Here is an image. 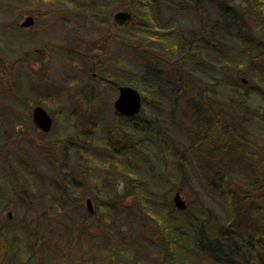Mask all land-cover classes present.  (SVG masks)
I'll use <instances>...</instances> for the list:
<instances>
[{
  "label": "rangeland",
  "instance_id": "obj_1",
  "mask_svg": "<svg viewBox=\"0 0 264 264\" xmlns=\"http://www.w3.org/2000/svg\"><path fill=\"white\" fill-rule=\"evenodd\" d=\"M72 1L0 0V238L16 247L9 254L0 248V264H164L162 229L179 237L173 247L186 264H226L197 248L199 226L235 237L228 241L242 252L264 224L253 213L264 210V193L252 197L247 188L255 173L243 174L242 153L234 161L215 143L195 149V109L187 100L202 90L207 112L238 118L243 111L229 97L243 83L249 101L264 107V11L251 7L244 15L255 33L252 49L240 35H224L214 48L221 36L216 0ZM122 9L133 12V22H115ZM30 15L34 22L23 26ZM185 47L197 51L184 58L193 60L186 66L198 84L187 86L176 107L147 74L155 59L144 51L168 67ZM223 56L231 64L221 72ZM118 82L142 93L135 126L114 108ZM36 105L52 116L49 130L33 121ZM245 127L264 163V116ZM221 156L234 167L222 189L208 172ZM177 191L183 210L173 201ZM236 252V262L246 264Z\"/></svg>",
  "mask_w": 264,
  "mask_h": 264
},
{
  "label": "trees",
  "instance_id": "obj_2",
  "mask_svg": "<svg viewBox=\"0 0 264 264\" xmlns=\"http://www.w3.org/2000/svg\"><path fill=\"white\" fill-rule=\"evenodd\" d=\"M200 1L201 0H196L195 4L199 6ZM216 1L218 5L217 9L220 13L221 24L219 25L218 23H216L217 28L215 29L216 34H219L221 36L218 37L216 35L217 42L215 43V45L213 44L214 48H218L223 43L221 39H223L224 35H229L231 39H235L236 35H240L241 37L245 38L241 39L245 42V45H247L248 48L252 49L254 46L253 43L256 44L254 42L255 33H253L249 25L246 24L247 22L244 20V15L246 13H249L251 7L260 8L261 11H264V0H248V9H243L240 4L232 0ZM70 2L72 4H75L72 0H70ZM134 19L135 15L133 20ZM133 20L130 22H133ZM232 27L234 28V33H231ZM208 38L210 42L212 40V35H210V37ZM144 47V50H150L148 48L149 45L145 44ZM194 49V47H187L186 53L182 54L183 56H181L180 54L177 56L178 63H176L177 61H175L174 63H168V67H165V65L162 64L163 61L160 60V58L163 59V57L160 56L158 53H156L155 55L152 53L153 55H151L149 51H144L148 59H155V63L153 65L151 64L150 66H148L147 74H151L152 79L158 84H160L163 89L164 87H166L167 92L169 93L170 97L173 98L172 101L174 103V106L176 107V103L178 102L176 98H179L182 94L187 91V86L190 87L191 84L196 86L198 84L196 77L186 66L187 62L193 60H187L186 58H184L188 57L191 52H193L194 55L197 54V51ZM229 64L231 63L228 58L226 56H223V58L217 64V68H220V71L222 72L221 68H223V70H226L228 68L227 65ZM163 81L165 82V84ZM120 83L121 82H118L114 85H119ZM126 83L127 82H123V84ZM240 84H242L243 90L237 89L235 87L237 91L233 92L232 96L229 97L237 103L236 110L243 111V114L238 117L240 118V120H238L236 115H233L231 117H222L218 115L213 108L212 114L209 113L210 110L203 100L205 99L206 95L203 94L202 90L198 94H193V97L196 99L187 100L188 105H192L193 109H195V112L191 114V116H193L194 122H192L193 125L190 128L191 132L189 133V137L192 138V142H194L195 149H198L199 151H203L205 149V146L209 147L210 144L215 143V146L220 148L223 153H231L230 156L233 158L232 160L234 161L235 155L238 152L242 153L244 159L243 174H248L246 173V169L248 168H250L255 173L254 178L250 179L248 182L245 181L247 183V188L249 187V190L251 191V195L253 197L258 196V192H260L261 190L262 193H264V172H259V170L261 171V169L264 167V163L263 159L260 161L258 158H256L259 155L258 153H256L255 155L254 153H252L255 150V146L257 143L253 141L251 137L247 134V130H245V124L246 122L250 123L254 120L261 119V116H264V107L257 104L253 105L249 101V94L251 92L249 86L244 85L243 83ZM214 90L212 89V93H214L212 94V96H215ZM192 92H194L193 87L189 93ZM135 117H137L136 114L132 116L119 114V118L122 121L126 120L130 122L131 126H135V123L132 122ZM242 123H244V125ZM194 146L190 145L192 150ZM230 161L228 162L227 160H224V157L221 156L217 160H214L216 164L212 165V162H210V166H208V172L211 173L209 175L211 185L218 184L220 182L221 185L219 183V187L220 189H222L224 188V186L229 184V182L231 181V176H229V174L231 173V168H234L233 163H230ZM188 165L189 164H187V166ZM187 166L183 165L180 167V169L184 170V168L186 169ZM212 168L214 169V172H212ZM135 193L137 196H140L139 199L141 203L146 205V202L144 201L143 196L141 195V189L136 187ZM261 208L263 207H260V209ZM253 213H255L254 216H257L258 220L262 221V223L264 222V210L257 211V209H255ZM258 222L259 221H255L252 224H256ZM259 228V231H255L254 235L251 234L250 237L246 240V242H244V250H242V252L239 250L236 252L234 250L235 248H233V244L230 242L235 237H232L231 239V237H228V235H226L221 238L219 234L209 232V230L205 229L204 226H199L196 232V246L200 250V252L207 254L209 257H211L214 261L217 262H222L226 264H238L233 256L236 252L238 256H242L243 263L263 264L262 261H264V224ZM111 233L115 238H118V235H120V232L117 233L116 231H114V233L111 231ZM160 233L163 239L164 249H167V252L164 253V264H186V262L182 261V259L180 258L181 254L177 251V249H175V247H173V245L175 244L177 246L179 245V237L177 235H170L167 229H162ZM225 233L227 232L224 231V234ZM228 239L231 240L228 241ZM170 243L172 244V247ZM0 248H2V250L6 254H9L10 252L12 253L11 248L14 252V249L16 247L13 243H9V241H7L6 237L3 235V237L0 238ZM1 255L3 254H0V256ZM127 255L128 258H126V260L132 261V255Z\"/></svg>",
  "mask_w": 264,
  "mask_h": 264
},
{
  "label": "water",
  "instance_id": "obj_3",
  "mask_svg": "<svg viewBox=\"0 0 264 264\" xmlns=\"http://www.w3.org/2000/svg\"><path fill=\"white\" fill-rule=\"evenodd\" d=\"M134 18L132 11L122 9L114 14V20L118 24H124ZM33 22V17L28 16L22 23L23 26H28ZM142 106V94L140 90L129 84H121L118 86V95L114 101V108L120 115L132 116L139 112ZM33 121L44 131L52 127V116L42 105H37L33 111ZM173 201L179 209L183 210L187 207L186 201L182 198L179 191L173 197ZM87 205L90 212H93L92 201L87 199Z\"/></svg>",
  "mask_w": 264,
  "mask_h": 264
},
{
  "label": "flooded vegetation",
  "instance_id": "obj_4",
  "mask_svg": "<svg viewBox=\"0 0 264 264\" xmlns=\"http://www.w3.org/2000/svg\"><path fill=\"white\" fill-rule=\"evenodd\" d=\"M30 16H32V15H30ZM32 17H33V22H34V16H32ZM33 22H32V23H33ZM32 23H31V24H32ZM36 106H37V105H36ZM34 108H35V107H34ZM33 111H34V109H33ZM32 113H33V112H32ZM32 117H33V114H32Z\"/></svg>",
  "mask_w": 264,
  "mask_h": 264
}]
</instances>
